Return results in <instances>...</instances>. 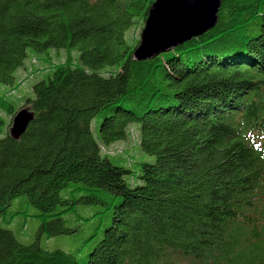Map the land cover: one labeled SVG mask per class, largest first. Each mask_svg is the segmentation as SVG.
Masks as SVG:
<instances>
[{
  "label": "trees",
  "instance_id": "obj_1",
  "mask_svg": "<svg viewBox=\"0 0 264 264\" xmlns=\"http://www.w3.org/2000/svg\"><path fill=\"white\" fill-rule=\"evenodd\" d=\"M154 2L0 0V264H264V0H221L212 29L137 62ZM132 139L139 156L110 149ZM29 217L24 244L9 227ZM92 222L74 254L40 246Z\"/></svg>",
  "mask_w": 264,
  "mask_h": 264
},
{
  "label": "water",
  "instance_id": "obj_2",
  "mask_svg": "<svg viewBox=\"0 0 264 264\" xmlns=\"http://www.w3.org/2000/svg\"><path fill=\"white\" fill-rule=\"evenodd\" d=\"M221 0H155L149 9L133 52L137 62L150 60L212 29L218 19ZM21 109L13 118L10 136L18 140L32 121Z\"/></svg>",
  "mask_w": 264,
  "mask_h": 264
},
{
  "label": "rangeland",
  "instance_id": "obj_3",
  "mask_svg": "<svg viewBox=\"0 0 264 264\" xmlns=\"http://www.w3.org/2000/svg\"><path fill=\"white\" fill-rule=\"evenodd\" d=\"M141 32V28H137L134 31L132 30L129 33V36H133L135 38H139ZM52 52V53H51ZM57 52V53H56ZM49 56L48 60L47 56H45L44 54H37V55H29L28 60L26 61V63L28 65H26L27 70H21L20 72V76L22 78L21 81V86L20 89L18 91H16L15 93H13V95L16 98H20L23 95H29L30 93V88L28 86V84H30V79H31V74L29 72V68L33 66V68L35 67V69H37L38 71L42 68H44L43 65L41 64H46L47 68L51 65V63H57L58 60L63 61L66 57V53L64 50L61 51H55V50H51L47 52ZM73 55V54H72ZM32 59V61L34 62H30V59ZM32 96V94H30ZM22 109V108H21ZM27 109V108H25ZM1 115L3 116V114L1 113ZM7 121H10V118H7ZM99 122V120H98ZM94 123L95 121L92 122V130L94 132V134H96V132L94 131ZM11 127L8 128V132L10 130ZM133 139H136V130L137 126L133 125ZM132 139V141H124V142H118L114 145H112L110 147L111 150H120L123 151V153H127V154H131V155H135V156H139V154L136 152V144L134 142V140ZM144 160L147 162H152L153 158L152 157H148V156H144ZM99 207L98 206H90V207H86V208H82L80 207V209L78 210V214L81 217H84V215L88 216V215H92L94 212L98 211ZM17 211H27L28 214H32L34 212V210L29 206H26L24 204V199L23 198H17L10 206L8 213H14ZM83 215V216H82ZM24 218H17L13 221V223L10 225L9 229L13 232V234L17 237V239L24 244H29L34 242V240L37 237V234L39 232V228H40V221L37 219H33V218H27L26 220H23ZM108 221H104V223H106ZM67 226H76L75 222H70L67 224ZM96 226V222H92L90 224H87L85 226L80 227V231L74 235H59V236H53V237H46L44 236V234H41L39 236V241H40V246L47 250V251H53L56 249H60L63 250L65 252L68 253H75L76 250L80 247V245L82 244L84 238L88 235H90L94 228ZM87 254V251H83L80 255H79V259H82V257H84Z\"/></svg>",
  "mask_w": 264,
  "mask_h": 264
}]
</instances>
